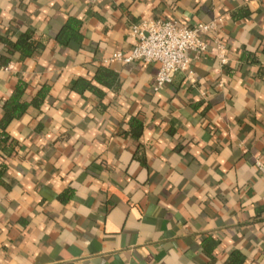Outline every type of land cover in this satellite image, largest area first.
Segmentation results:
<instances>
[{
	"label": "crops",
	"instance_id": "crops-1",
	"mask_svg": "<svg viewBox=\"0 0 264 264\" xmlns=\"http://www.w3.org/2000/svg\"><path fill=\"white\" fill-rule=\"evenodd\" d=\"M151 17L216 20L228 63L155 92L110 59ZM2 131L0 264H264V0H0Z\"/></svg>",
	"mask_w": 264,
	"mask_h": 264
},
{
	"label": "built area",
	"instance_id": "built-area-1",
	"mask_svg": "<svg viewBox=\"0 0 264 264\" xmlns=\"http://www.w3.org/2000/svg\"><path fill=\"white\" fill-rule=\"evenodd\" d=\"M216 29V20L186 26L174 18L151 17L131 26L130 35L135 39V43L129 53L114 51L110 59L124 63L136 60L157 63L159 66L152 89L158 92L170 84L178 72L193 75V58L188 51H194L196 54L209 51L215 54L222 64L228 63L229 58L222 41L215 40V45L211 47L204 39L209 31ZM255 165L264 174V160L261 156H257Z\"/></svg>",
	"mask_w": 264,
	"mask_h": 264
},
{
	"label": "trees",
	"instance_id": "trees-1",
	"mask_svg": "<svg viewBox=\"0 0 264 264\" xmlns=\"http://www.w3.org/2000/svg\"><path fill=\"white\" fill-rule=\"evenodd\" d=\"M69 28V27H68ZM66 29V28H65ZM66 31V30H65ZM18 96L19 95H15L13 98H14V102H13V105H12V108H10L7 112V115L5 116V120H4V123L2 124V128L4 129L6 124L12 120L13 117L15 116H18L24 109V105L21 106V104L18 103ZM0 135H3V139H2V142L5 143L7 142L8 138H7V135L4 131H2V133H0ZM0 146H1V150L5 151L8 150L7 146L5 144H2L0 143ZM4 152V153H5ZM9 152V151H8Z\"/></svg>",
	"mask_w": 264,
	"mask_h": 264
}]
</instances>
